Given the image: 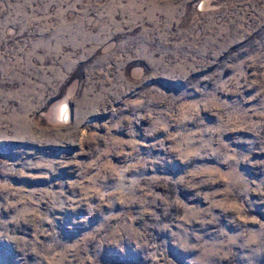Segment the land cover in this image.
Masks as SVG:
<instances>
[{"label":"rangeland","instance_id":"374dc122","mask_svg":"<svg viewBox=\"0 0 264 264\" xmlns=\"http://www.w3.org/2000/svg\"><path fill=\"white\" fill-rule=\"evenodd\" d=\"M0 264H264V0H0Z\"/></svg>","mask_w":264,"mask_h":264}]
</instances>
